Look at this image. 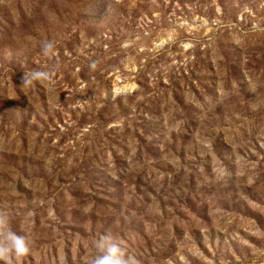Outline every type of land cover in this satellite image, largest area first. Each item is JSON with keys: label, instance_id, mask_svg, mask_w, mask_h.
Returning <instances> with one entry per match:
<instances>
[{"label": "rangeland", "instance_id": "rangeland-1", "mask_svg": "<svg viewBox=\"0 0 264 264\" xmlns=\"http://www.w3.org/2000/svg\"><path fill=\"white\" fill-rule=\"evenodd\" d=\"M0 212L19 264H264V0H0Z\"/></svg>", "mask_w": 264, "mask_h": 264}, {"label": "clouds", "instance_id": "clouds-1", "mask_svg": "<svg viewBox=\"0 0 264 264\" xmlns=\"http://www.w3.org/2000/svg\"><path fill=\"white\" fill-rule=\"evenodd\" d=\"M53 44L42 45L45 56L53 55ZM92 67H95L93 64ZM54 72H25L23 84L30 85L33 81L50 80ZM93 256L85 264H138L136 257L127 255L121 243L110 233H102L93 240ZM31 252L30 242L24 235L17 234L10 227V216L0 212V264H19Z\"/></svg>", "mask_w": 264, "mask_h": 264}]
</instances>
